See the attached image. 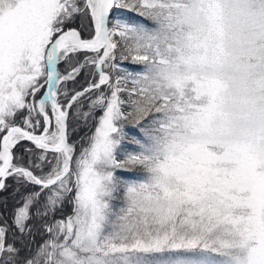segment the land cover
<instances>
[{"label": "snow or ice", "instance_id": "6c2138e0", "mask_svg": "<svg viewBox=\"0 0 264 264\" xmlns=\"http://www.w3.org/2000/svg\"><path fill=\"white\" fill-rule=\"evenodd\" d=\"M0 264H264V0H0Z\"/></svg>", "mask_w": 264, "mask_h": 264}, {"label": "trees", "instance_id": "16d2710c", "mask_svg": "<svg viewBox=\"0 0 264 264\" xmlns=\"http://www.w3.org/2000/svg\"><path fill=\"white\" fill-rule=\"evenodd\" d=\"M128 15H129V16H135L134 13H128ZM124 64L127 65V66L129 67L130 70H136L137 68L140 67V66H138V65H133V64H131L130 61H125ZM61 70H63V68H61ZM84 80H85V76H84V75H81V76L79 77V82L82 84V83H84ZM78 86H79V85H77V87H78ZM122 96H123V97H126L125 94H122ZM125 131H127V132H129V133H132V132L135 131V130L132 128L131 125H126ZM79 138H80L79 135H76V136L73 137V139L76 140V141H79ZM125 144L127 145V147H130V148L134 147L133 145H131L130 143H128L127 140L125 141ZM77 148L79 149V144H77ZM118 174L125 175V176H127V175H132V174H129V173H118ZM4 195L7 196L8 194L5 193ZM12 204H13V201L11 200V197H9V206H10V208H11V205H12ZM65 211H66V212L70 211V208H66ZM38 239H39V237H38Z\"/></svg>", "mask_w": 264, "mask_h": 264}, {"label": "rangeland", "instance_id": "374dc122", "mask_svg": "<svg viewBox=\"0 0 264 264\" xmlns=\"http://www.w3.org/2000/svg\"><path fill=\"white\" fill-rule=\"evenodd\" d=\"M125 65V64H124ZM126 67H128L127 65H125ZM129 68V67H128ZM129 87H130V85H129ZM125 99H126V97H124ZM130 148V147H129Z\"/></svg>", "mask_w": 264, "mask_h": 264}]
</instances>
